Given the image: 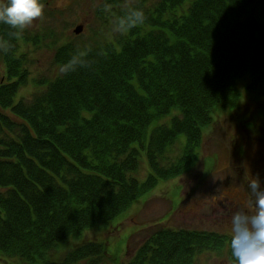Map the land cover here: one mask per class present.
<instances>
[{"label": "trees", "instance_id": "obj_1", "mask_svg": "<svg viewBox=\"0 0 264 264\" xmlns=\"http://www.w3.org/2000/svg\"><path fill=\"white\" fill-rule=\"evenodd\" d=\"M126 1L97 7L117 35L58 39L60 73L16 103L31 76L23 28L0 22V264H119L109 239L85 233L108 229L160 181L191 170L214 117L239 106L238 81L264 79L255 0ZM134 10L143 20L121 27ZM146 229L127 264H195L209 252L235 264L228 234Z\"/></svg>", "mask_w": 264, "mask_h": 264}, {"label": "rangeland", "instance_id": "obj_2", "mask_svg": "<svg viewBox=\"0 0 264 264\" xmlns=\"http://www.w3.org/2000/svg\"><path fill=\"white\" fill-rule=\"evenodd\" d=\"M47 1L42 15L23 28V49L31 76L29 84L18 91L15 103L22 97H30L37 82L60 73L53 60L58 39V42L87 41L118 34L114 21L98 12L97 7L103 0ZM136 1L127 0L126 4ZM254 4L255 15L264 21L260 12L264 10V1L255 0ZM79 24H84V30L75 34L74 28ZM4 74L5 65L0 60V81ZM238 83L242 94L239 106L214 117V122L205 130L197 164L176 179L160 181L155 189L138 198L114 220L112 226L88 231L83 239H109L111 253L117 254L119 264H127L146 240V228L157 223L175 229L216 231L232 236L231 215L237 208L250 206L248 180L257 176L264 184V79L254 82L247 75ZM180 138L186 140L184 135ZM141 160L138 178L143 180L150 172L145 150H141ZM242 201L247 202L240 204ZM106 264L115 263L108 260ZM195 264L232 263L226 252H209L197 258Z\"/></svg>", "mask_w": 264, "mask_h": 264}, {"label": "clouds", "instance_id": "obj_3", "mask_svg": "<svg viewBox=\"0 0 264 264\" xmlns=\"http://www.w3.org/2000/svg\"><path fill=\"white\" fill-rule=\"evenodd\" d=\"M43 11L41 0H0V22L24 28ZM143 20V13L132 11L124 25L131 28ZM250 206L237 208L231 215V255L235 264H264V184L257 176L247 182Z\"/></svg>", "mask_w": 264, "mask_h": 264}, {"label": "water", "instance_id": "obj_4", "mask_svg": "<svg viewBox=\"0 0 264 264\" xmlns=\"http://www.w3.org/2000/svg\"><path fill=\"white\" fill-rule=\"evenodd\" d=\"M84 30V24H79L74 28L75 34H80Z\"/></svg>", "mask_w": 264, "mask_h": 264}, {"label": "flooded vegetation", "instance_id": "obj_5", "mask_svg": "<svg viewBox=\"0 0 264 264\" xmlns=\"http://www.w3.org/2000/svg\"><path fill=\"white\" fill-rule=\"evenodd\" d=\"M229 199H230V198H229ZM229 199L226 198L225 200H228V201H229ZM219 202H222V200L219 199ZM245 202H247V201H242V202H240V204H241V203H245Z\"/></svg>", "mask_w": 264, "mask_h": 264}]
</instances>
